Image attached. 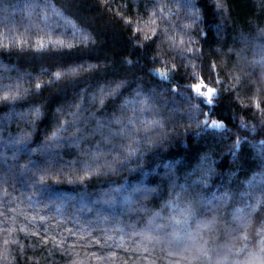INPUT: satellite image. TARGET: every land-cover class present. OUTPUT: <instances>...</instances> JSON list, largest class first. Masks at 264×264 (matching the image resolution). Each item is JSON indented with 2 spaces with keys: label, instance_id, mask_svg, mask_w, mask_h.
<instances>
[{
  "label": "trees",
  "instance_id": "1",
  "mask_svg": "<svg viewBox=\"0 0 264 264\" xmlns=\"http://www.w3.org/2000/svg\"><path fill=\"white\" fill-rule=\"evenodd\" d=\"M154 2L165 6L164 17L152 15ZM193 2L200 10L195 24L183 0H0V264H264V115L224 92L211 118L223 120L226 130L201 131L190 118L192 105L149 74L163 64L145 67L159 53L168 67L178 66L172 83L186 92L195 81L180 79L181 65L199 64L206 75L203 65L215 60L221 88L235 73L242 81L238 95H253L264 81V65L253 63L264 44L257 34L264 28V0H223L226 11L217 10L216 0ZM34 3L55 6L63 18L28 7ZM152 19L163 31L145 41ZM173 35L183 38L185 49L202 52L182 59L170 47ZM56 71L69 74L52 80ZM113 80L125 81L115 103L100 93ZM141 91L154 105L143 119L158 122L147 128L150 135L141 129L122 147L126 139L94 131L114 112L131 116L132 104L118 105ZM241 117L255 130L241 127ZM202 165L213 170L207 186L193 184ZM173 180L189 186L182 200L195 192L205 198L193 205L187 224H176L171 217L178 210L164 205L169 192L179 191L170 187ZM141 185L155 191H132ZM116 188L128 191L106 200ZM225 193L223 201L213 199ZM245 214L247 226L238 227Z\"/></svg>",
  "mask_w": 264,
  "mask_h": 264
},
{
  "label": "snow or ice",
  "instance_id": "2",
  "mask_svg": "<svg viewBox=\"0 0 264 264\" xmlns=\"http://www.w3.org/2000/svg\"><path fill=\"white\" fill-rule=\"evenodd\" d=\"M9 5L4 4V7H8ZM179 6V5H178ZM183 8L186 11V14L188 18L190 19L191 23L195 24L200 19V10L197 8L196 4L193 2V0H183L182 3ZM218 11H226V7L223 3V0H216L215 4ZM29 8H39L43 9L45 13L48 11H51L53 15H56L58 17L63 18L62 13L57 11L55 9V6H50L47 4H41V3H34L29 4ZM154 11L152 15L164 17L165 15V6L160 5L156 2L152 5ZM44 19H47V15H45ZM122 19H125L128 23V25L131 27L133 24V21L130 17H122ZM138 24H142V21L137 20ZM150 24L153 25L151 28L152 36H149L145 34L143 36V39L145 41L152 40L153 37L160 34L162 29H159L156 27V20L152 19L150 21ZM135 33H139L141 31L140 27H136L133 29ZM258 37H264V28H258L257 29ZM81 37L84 39L85 42L88 41V36L81 32ZM168 40L171 42L170 47L176 48L179 51V55L182 59L185 58V54L187 55H196L197 52H202L201 50L194 49L192 47H187L185 49V41L181 37L180 41L177 42L173 36L167 37ZM256 39V38H253ZM241 40L245 43L248 42L249 37L241 34ZM41 41V46H42ZM136 47H145L147 48V45H142L140 41H136ZM188 44H192L193 41L189 40L187 41ZM239 55V52L237 53ZM146 56V53H145ZM125 63L131 64L132 61L125 58ZM161 63L163 64V67H152L148 69V72L150 75L155 74L156 76L160 77V83L164 84L167 83L170 85V87L167 89V91L172 92L174 95H178L183 100H187L188 103L192 105V109L194 111L191 112L190 118L193 120L198 121V127H200L201 131H207L211 129H225L226 126L223 120L221 119H212L211 118V112L214 111L217 102L223 99V93L228 92L229 94L236 93V99L241 104L242 108H254L257 112L261 113V115H264V97H259V93L261 92V89L264 88V81L260 82V87H257L253 93V95L248 97L241 98L238 93L242 87V81L241 77L238 74L232 73L233 76V82H230L226 85H224L223 88L220 87V85L224 84V81L221 79L219 72L217 70V63L215 60H212L210 63L203 65L206 75H200L199 69L201 68V65L192 63L191 61H188V63H185L181 65L185 72L183 75L180 76V79H184L185 76L187 78L195 81L193 83L188 84L187 91L182 92L180 89L182 87H185L184 85H178L176 83H172L173 77L177 75L179 72V68L176 64H171L170 67H168V61H162L160 54L156 53L154 54L149 61L145 63V67H147V63ZM253 63H259L261 65H264V44L260 45V53L259 58L254 59ZM189 65L191 66V71H188ZM91 67V66H90ZM77 68L82 69L83 65H78ZM77 69H70L69 72H75ZM69 72H61L56 71L53 73H49V75L52 77V80L58 81L62 76H66L69 74ZM52 80L48 81L49 84L52 83ZM125 81L123 80H113L109 81L107 85H104L100 88L101 96L107 94L109 96H112L114 98L113 102L115 103L116 100H118L122 95V87L124 85ZM35 87L39 89L41 87L40 83L38 82ZM151 97L146 96L142 91L136 92L133 97L129 100L128 98H125L123 101V104L118 105L120 109H126V106L128 104H132L133 108L131 109L132 115L125 118L123 116V112H121L120 116L115 115V112L110 118H106L102 121H98L96 128L94 131H103V129H107V136L106 139H112L114 137H121L122 140L126 139L127 144H122V147H127L132 142L136 141L138 137V133L141 129H144L145 131L149 126H155L157 125L156 120H145L143 119L144 113L149 112L154 105H152L150 101ZM247 99L248 104H244L243 100ZM194 101H199V103H194ZM211 106V107H210ZM204 109H207V111H204ZM38 112V109L33 114H36ZM77 115H79L77 113ZM204 116L205 119L200 120L199 117ZM118 126V127H115ZM241 127L248 128L251 127L253 130H255V125H249L247 122L244 121L243 117H241ZM146 134L150 135L151 133ZM241 138L237 137L236 145H239ZM13 145L20 143V141H10ZM129 153L131 154L134 152V149L128 148ZM123 155V154H122ZM212 168L209 165L208 167H203V165L200 167V175L196 177V179L193 181V184L199 183L201 186H207L209 182V177L212 173ZM170 187L172 189L179 188V191H176L173 195V192H169V199L164 201V205L167 206L170 210H178L176 211L171 219L176 224H187L188 221L195 215L196 209L194 208V204L198 201H203L205 198L202 196L200 192H195L193 195L192 193L188 194V198H184L182 200V197L184 193L188 190V184H182L177 185L176 182L170 181ZM128 191L127 188H116L110 190L108 193L105 194V198L108 201L115 200L121 196H124L125 193ZM133 192L139 193L141 195L147 196L152 191H155V189H149L144 187L143 185L135 187L132 189ZM227 193L220 197H213V199L217 200L218 202L223 201L227 198ZM241 197L245 195H249V193H241ZM182 201L183 207H180L179 204ZM210 202V201H209ZM245 207H247L249 210L255 207L254 203L246 204ZM237 211H240V209H237ZM250 214V213H249ZM154 215L158 216L160 215L159 212L154 213ZM248 214H245V216L241 217V225L238 227H246V218ZM41 219H43L41 217ZM210 223V222H209ZM233 231H238L237 229H233ZM177 240L181 238L180 234L178 233L176 235ZM240 238H243V234H240ZM233 239H236V237H233ZM8 241L5 240V244H7ZM99 243V241H97ZM61 248L63 245L60 246ZM239 251V249H237ZM207 255V254H205Z\"/></svg>",
  "mask_w": 264,
  "mask_h": 264
}]
</instances>
